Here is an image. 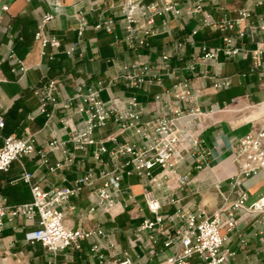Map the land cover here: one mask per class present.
Returning <instances> with one entry per match:
<instances>
[{"label":"built area","instance_id":"1","mask_svg":"<svg viewBox=\"0 0 264 264\" xmlns=\"http://www.w3.org/2000/svg\"><path fill=\"white\" fill-rule=\"evenodd\" d=\"M80 1L73 0L75 3ZM256 5L264 6V0H257ZM9 8V4L2 5L4 11ZM96 9L90 8L92 11ZM121 12L125 22L123 35L116 33L114 17L101 16L95 28L114 34V43H125L138 56L136 60L122 64L118 75L109 81L100 80L91 85L83 81L75 83L73 95L62 96L63 82L56 78L42 81L33 90L39 100L38 113L46 117L47 125L58 120L66 131V141L53 134L52 139L37 149L32 135L27 138L4 136L6 123L0 115V172L7 173L14 162L34 155H39L41 165L53 173L72 169L81 156L90 155L94 161V165L81 172L71 186L44 189L34 182L33 173L24 171L22 180L29 185L32 200L10 205L6 197L0 196V234L6 220L24 218L30 224L37 223L35 230L26 233L25 242L41 243L51 256L49 264L76 263V256L82 259L85 254L86 243L89 262L82 259L78 264H152L157 260L166 264H227L235 253L225 249L229 236L223 234V229L228 233L235 230V212L238 210H244L247 216L264 215V195L250 202L249 192L241 190L230 207L222 206L211 216L183 207L165 214L156 189L169 192L187 185L190 174L180 170L184 165L196 170L207 165L211 152L205 149L202 136L206 120L214 111L202 110L196 104L201 91L194 87L193 80L210 77L216 91L229 88L232 81L217 71L199 70L198 66L211 64L215 67L222 58L251 55L253 68H260L264 54V13L259 14L255 22L263 40L250 51L239 43L245 35L243 22L254 16V10L248 7L238 9L233 18L226 13L221 17L214 16L205 0H126L121 4ZM182 15L200 16V25L184 39L175 42L172 51L161 53L155 61L141 60V50L153 47L151 38L169 32L170 19ZM75 16L77 38L64 46L59 38L46 32L47 24L55 14L48 11L42 15L34 35L42 56L54 60L59 52L68 56L79 52L89 21L83 8H79ZM159 18L162 19L160 24ZM202 27L233 30L234 33L226 34L222 44L213 46L196 39ZM188 46L199 48V52L185 60ZM9 57L12 72L23 78L28 70L23 59L13 50ZM173 57L185 60L184 66L172 68L170 61ZM183 71L190 76H184ZM165 77H172L175 82L167 87ZM121 83L136 90L160 87L161 92L155 95V101L161 103L166 113L144 121L145 107L138 97L123 98L110 93L111 87ZM103 93L109 94L108 99L103 98ZM257 106L264 108V99ZM59 111L64 114L61 118H57ZM110 124L115 126V131L98 138L97 134ZM67 143L73 145V151ZM77 152L83 155H77ZM54 153H59L61 158L51 163L50 155ZM233 154L236 173L230 183L232 191H236L248 179L264 173V117L253 131L233 146ZM131 177L148 181L141 195L150 216L144 217L126 236L125 243L117 238L118 227L106 229L103 222L90 227L68 224V216L74 213L85 222L101 212L115 222L136 201L131 186L124 185ZM84 189L90 190L91 206L87 211L78 210L71 203ZM170 201L175 203L174 199ZM241 243L247 244L245 239ZM60 258L62 262L59 263Z\"/></svg>","mask_w":264,"mask_h":264},{"label":"crops","instance_id":"2","mask_svg":"<svg viewBox=\"0 0 264 264\" xmlns=\"http://www.w3.org/2000/svg\"><path fill=\"white\" fill-rule=\"evenodd\" d=\"M126 0H0V115L5 120L4 136L15 135L22 138L34 136L36 147L39 149L43 143L52 139L56 134L59 139L66 141L67 134L58 120L49 125L46 117L38 113L39 100L33 90L49 79H59L63 82V94L73 95L74 85L83 81L86 85L94 84L100 80L109 81L116 77L120 67L129 63L138 56L128 48L125 43L115 44L114 34L98 30L95 24L101 16L114 17L116 20V33L123 35L124 20L121 4ZM151 1V0H148ZM207 8L216 17L228 14L236 17L240 8L248 7L254 10V16L243 22L245 35L239 39L247 50H254L263 34L255 27L256 17L264 13V6L256 5L257 0H205ZM3 4H9V11L2 9ZM96 7V10H90ZM83 8L87 11L89 26L83 36L79 52L68 56L64 52L56 54L54 60L42 56L40 46L35 41L34 35L38 22L45 12L51 11L55 18L46 27V32L59 38L65 46L77 38L78 21L76 11ZM158 19V24L161 23ZM170 31L151 38L152 48H143L139 57L144 61H155L160 54L172 51L173 45L178 40L184 39L193 28L200 25V16L180 17L170 19ZM233 30L222 31L210 27H202L196 36L198 41L209 45L222 44L226 34H233ZM13 50L18 57L23 59L28 68L24 77L12 72V61L9 54ZM51 51V48H48ZM199 48L188 46L185 60L198 53ZM82 53V55H80ZM113 59L115 61H113ZM179 61L173 57L170 66L180 69L186 61ZM252 56L239 55L232 59H224L217 66L199 64L198 69H208L211 73L217 71L222 77H230L232 84L229 88L216 91L212 87V79L196 78L193 80L195 88L200 89L201 95L196 104L202 110L213 109V114L206 120V129L203 132L204 147L211 152L207 165L202 170L193 166L184 165L182 173L190 174V182L178 189L166 191L156 189V193L163 201V212L173 213L178 207L190 209L197 213L211 216L215 210L226 208L238 198L241 190L250 194V202L264 195V173L248 179L244 185L232 191L230 179L236 173L232 164L233 146L247 133L253 131L264 117V108L257 106L264 99V54L260 68H253ZM180 74V71L177 70ZM184 76H190L183 71ZM175 80L165 77V86H171ZM161 92L158 86L147 87L146 90L131 89L118 84L111 87L110 93L114 96L129 98L136 96L145 107L143 120L147 121L158 115L166 113L161 103L155 101V95ZM109 94L103 93V98L108 99ZM62 112H57V118L63 117ZM115 126L110 124L97 137L107 136L115 131ZM122 138V137H121ZM2 141L0 140V147ZM73 151V145L67 143ZM77 155H83L77 152ZM61 155H50L51 163L59 160ZM94 165L91 156L79 157L77 164L70 170L50 172L46 166L41 165L39 155L29 156L21 162H14L7 173L0 172V196L8 199L10 205H20L32 200L29 185L22 180L24 171L34 174V182L44 189L53 186H71L77 176ZM125 187L130 185L131 191L136 195L135 203L112 221L109 215L96 213L91 221H81L77 213L68 216L70 226L90 227L98 222H103L106 229L118 227L119 241L125 243L126 236L150 214L142 198V192L148 185L147 179L131 177L126 179ZM90 190L83 192L71 200L78 210L87 211L91 206ZM167 195L169 198H167ZM171 199L175 203H171ZM227 200V201H226ZM236 228L228 233L223 229V234H228L229 240L225 249L235 255L227 264H264V215L247 216L244 210L235 212ZM37 223L30 224L24 218L5 221L4 229L0 234V264H49L51 256L41 243L29 244L25 242V235L35 230ZM245 239L243 245L241 240ZM85 254L82 259L89 262V248L85 244ZM170 253V251H168ZM76 256V263L82 260ZM197 261V259H195ZM62 258L59 259V263ZM152 264H166L164 261H155Z\"/></svg>","mask_w":264,"mask_h":264}]
</instances>
